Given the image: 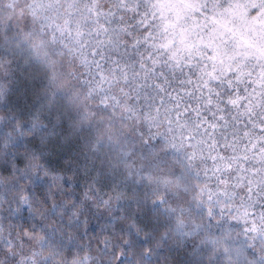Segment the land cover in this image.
I'll list each match as a JSON object with an SVG mask.
<instances>
[{
  "label": "snow or ice",
  "instance_id": "obj_1",
  "mask_svg": "<svg viewBox=\"0 0 264 264\" xmlns=\"http://www.w3.org/2000/svg\"><path fill=\"white\" fill-rule=\"evenodd\" d=\"M0 264H264V0H0Z\"/></svg>",
  "mask_w": 264,
  "mask_h": 264
}]
</instances>
